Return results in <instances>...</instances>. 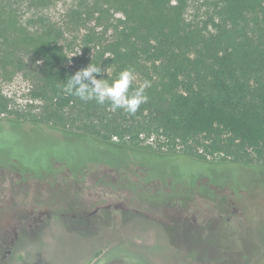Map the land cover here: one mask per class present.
<instances>
[{"label": "trees", "instance_id": "16d2710c", "mask_svg": "<svg viewBox=\"0 0 264 264\" xmlns=\"http://www.w3.org/2000/svg\"><path fill=\"white\" fill-rule=\"evenodd\" d=\"M53 1L26 0L32 8ZM72 1L70 16L76 23L103 20L112 26L110 38L88 35L75 65L68 67L71 58L60 43L59 29L39 19L41 27L30 30L1 1L0 65L13 63V51L27 47L41 62L30 92L33 100L42 103L32 116L34 125L46 124L59 132L49 136L70 139L74 148L82 144L83 155L96 151L101 158L51 161L34 171L12 157L0 168L15 173L24 183L54 178L62 171L81 178L90 165L118 171L132 164L140 172L136 177L141 183L161 185L168 184L167 178L170 184L178 182L130 158L181 155L207 161L217 156L222 163L264 168L263 0H209L213 31L206 23L198 27L187 22L188 0ZM91 63L102 69L97 79L109 83L122 70L133 69V89L145 80L151 82L145 90L147 102L129 114L113 110L109 103L84 102L66 94L67 79ZM7 111L8 102L0 95V115ZM140 133L155 134L159 151L137 147ZM113 143H122V148L108 150L106 145ZM164 147L166 152H161ZM114 155H125V162L110 160Z\"/></svg>", "mask_w": 264, "mask_h": 264}, {"label": "rangeland", "instance_id": "374dc122", "mask_svg": "<svg viewBox=\"0 0 264 264\" xmlns=\"http://www.w3.org/2000/svg\"><path fill=\"white\" fill-rule=\"evenodd\" d=\"M1 1L30 30L41 27L39 19L59 29L60 43L71 58L68 67L75 65L88 35L109 39L113 30L103 20L76 23L70 16L72 0H54L39 9L26 0ZM212 13L209 0H188V23L198 27L206 23L213 31ZM13 52L14 62L0 65V95L8 102V111L0 115V165L13 157L19 165L38 171L51 161L100 159L96 151L83 155L82 144L74 148L70 139L49 136L59 132L48 125H34L32 116L42 103L33 100L30 92L41 62L27 47ZM138 137L137 147L159 151L155 134ZM111 145L106 148H122V143ZM109 159L121 164L126 157ZM130 159L153 172L156 169L154 174L169 175L178 184H170L168 178L170 185L141 183L136 177L140 172L132 164L118 173L98 164L88 166L82 178L62 171L54 178L24 183L0 168V264H103L107 255L99 254L117 245L131 258L124 264H264V168L222 163L217 156L207 161L181 155ZM132 181L136 184L130 186ZM105 203H111V216L121 215L116 207L126 210L122 216L126 223L116 232L106 234L95 223L99 217L92 224L75 223L80 215L100 212ZM15 237H20V251L9 259L7 251ZM87 244L93 248L84 251Z\"/></svg>", "mask_w": 264, "mask_h": 264}, {"label": "clouds", "instance_id": "9594fccd", "mask_svg": "<svg viewBox=\"0 0 264 264\" xmlns=\"http://www.w3.org/2000/svg\"><path fill=\"white\" fill-rule=\"evenodd\" d=\"M100 75H102L100 65L91 63L69 77L63 90L81 101L94 100L101 105L109 103L113 110L123 109L129 114H135L140 106L147 102L145 90L151 87V82L145 80L138 88L133 89V82L136 79L133 69L122 70L118 78L111 83L107 79H97Z\"/></svg>", "mask_w": 264, "mask_h": 264}, {"label": "flooded vegetation", "instance_id": "af4514ba", "mask_svg": "<svg viewBox=\"0 0 264 264\" xmlns=\"http://www.w3.org/2000/svg\"><path fill=\"white\" fill-rule=\"evenodd\" d=\"M106 169H110V168L107 167ZM126 169H128V167L125 168V169H123V170H126ZM110 170L112 172L114 171L112 169H110ZM114 172L118 173L119 170L118 171H114ZM107 177H108V175H107ZM99 184H100V186L105 185L103 183H99ZM110 206H111V203H108V204L105 203V205L101 206V208H100L101 211L100 212H97L96 211L97 209H95V211H92V212L88 213L89 215H80L76 219L75 223L78 224V222H80V223H83V224H92L94 222V220L99 217L101 219L99 221H96L95 223L100 224L101 225L100 227L101 228H104L106 234L109 231L116 232L115 230H117L118 228H120L121 225H123L124 223H126L125 220L122 217L125 214V211L126 210H125V208L123 206H119L118 205L119 207L118 208L116 207V209H119V208L121 209V215L111 216L110 213H109V211H108V209L110 208ZM100 213H102V214H100ZM184 220H185L184 222H186V224H190L189 221H187L186 219H184ZM22 233H28V232L27 231H24ZM19 240H20V237H17L10 244V247H9V250L7 251V256H6L9 259H11L10 256L12 255L13 252L20 251V247L18 246ZM111 241H114V240H111ZM117 246L118 247H112V248L111 247H108V248H106L107 251L104 249L99 254V255H107V259L104 261V263L124 264L128 260L131 261V258L128 257V256H126V253L127 252H125V249L123 248V246L122 245H117ZM89 248H93V247L90 244H87L86 247L83 248V249L85 251V250H88ZM95 249H97V248H95ZM133 264H135V263H133Z\"/></svg>", "mask_w": 264, "mask_h": 264}]
</instances>
